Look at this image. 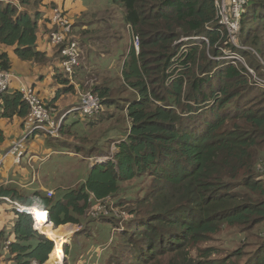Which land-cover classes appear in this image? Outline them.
Wrapping results in <instances>:
<instances>
[{
  "label": "trees",
  "instance_id": "trees-1",
  "mask_svg": "<svg viewBox=\"0 0 264 264\" xmlns=\"http://www.w3.org/2000/svg\"><path fill=\"white\" fill-rule=\"evenodd\" d=\"M16 1L0 0V45L13 47L22 60L45 63V52L35 45L43 0ZM112 1L121 7L132 40L138 39V51L130 41L120 55L124 58L118 74L103 68L86 75L93 80L90 90L108 109L87 125L112 115L118 118L108 112L116 106L128 121L124 138L116 144L113 160L94 164L84 181L62 194L49 197L38 190L0 186V198L46 211L54 236L63 243L58 251L47 232L34 228L33 212L15 211L8 254L14 264L61 262L64 251L70 255L64 245L71 227L59 225H81L73 235L79 237L95 220L86 213L94 200L121 197L116 204L124 207L127 226L118 235L117 246L141 264L161 257L166 264H264V239L252 244L256 246L252 250L246 252L241 246L227 256L213 246H200L227 226L252 232L264 225V179L258 172L263 157L264 91L243 64L219 59L221 47L238 50L247 57L249 68L264 72L259 59L264 60V0H246L243 6L247 26L240 40L252 51L227 42V30L217 14L218 0ZM87 31L82 30L84 38ZM185 37L190 39L180 41ZM60 48L55 46L59 63L55 76L64 91L73 92L60 65ZM10 68L7 53H0V69ZM46 106L52 111L51 104ZM0 109L5 118L24 119L28 112L18 91L1 95ZM63 120L59 133L87 146L91 139L80 133L86 126L78 119L70 124ZM93 140L87 150L68 140L53 141L89 158L103 153L101 139ZM136 179L150 181L145 193L125 194V185ZM111 216L102 214L98 219L116 222Z\"/></svg>",
  "mask_w": 264,
  "mask_h": 264
},
{
  "label": "rangeland",
  "instance_id": "rangeland-1",
  "mask_svg": "<svg viewBox=\"0 0 264 264\" xmlns=\"http://www.w3.org/2000/svg\"><path fill=\"white\" fill-rule=\"evenodd\" d=\"M114 2L112 0H89L90 4V10H87L85 13L83 11L80 12H73L72 15V23H73V34L76 37V33L78 34V41L81 45L83 60L81 61V71L84 73H87L90 77L91 71L96 72L102 67H95V66H103L99 65L101 62L100 59L104 57H114L115 55L118 56L117 62L113 64L114 68L117 67L116 64H119V61L121 58L120 55H122V51L128 47L129 39H128V30L127 25L124 23L123 15H122V9L119 5H114ZM246 4V0H245ZM243 4V6L245 5ZM106 6H108L106 9ZM241 7L240 12L233 14L231 11L233 8V3L231 0H225V3L223 2V10L225 8L226 13L230 10L229 18L231 22H234L235 24V30L233 32L227 31V42L234 46L236 49H244L248 51H252V48L247 45H243L240 37L244 33V30L247 26L245 20L243 19L242 15L244 14V7ZM91 10H94V12H91ZM225 16V15H224ZM94 22V23H92ZM227 29V26L225 27ZM87 29L86 37L85 35H82V30ZM228 30V29H227ZM77 31V32H76ZM120 37H123L119 39ZM131 43L133 44V40L131 37ZM223 51V55L220 58L223 59H231L236 60L240 64H243L245 67H247L248 71L250 72L252 79H261L264 80V72L261 71H254L253 69L248 67L247 63V57L242 56L239 51H232L230 48H220ZM118 52H115V51ZM235 57V58H234ZM238 59V60H237ZM260 62L264 69V60L260 58ZM97 64H96V63ZM116 66V67H115ZM80 72V73H82ZM111 75V74H109ZM100 77L98 78L99 81ZM93 83L92 79L85 78V77H79L75 81L77 84H80L81 88L83 86V90H80L78 94L77 100L79 99V96L81 92L83 93L88 91L89 87L91 86V83L85 84L86 82ZM115 84V82H114ZM261 87L259 88L260 91H264V85L260 82ZM263 89V90H262ZM127 94L123 95L126 96ZM256 102V100L254 101ZM73 107H68L67 109L61 108V112H59L58 109H55L52 107L54 119L57 122L56 118L59 116L62 117V115L69 114V116L66 118V122L73 121V120H79L86 126L85 131L82 129L80 132L82 135L85 136L88 139H91L89 144L87 146L83 144L82 142L78 141L77 139L73 140L71 137L67 138L65 136H62L61 138L65 141L68 140L70 144H79L81 146H84V148H87L89 146H93L95 143H93V139H101V152L98 154L97 158L104 157L105 159H102V161H108L110 157L116 152V144L119 140L124 138L126 126H127V120L124 116L123 112L120 113L116 106L110 107L109 111L110 113H113L118 116V118H114V115H112V119H104L101 121V123L97 124L99 121L95 120L92 125L91 119L89 117H86L82 115L79 112H70V110ZM108 109L105 107V104H102L101 106V114H107L106 111ZM70 112V113H69ZM66 115V116H67ZM58 119V120H59ZM100 120V118L98 119ZM118 121V122H117ZM114 124V125H113ZM114 128V129H111ZM104 133L109 134L108 136H105V138L102 136ZM79 134V133H78ZM80 137V136H79ZM104 146V147H103ZM104 149V150H103ZM60 151H63L61 149ZM261 152L263 153V157L260 159L262 160L261 165H258L259 174H261V178L264 179V143L261 147ZM61 153L54 152V154H51L50 161H55L57 159L63 158ZM81 157H72L69 159H66L67 161L61 165V167L68 166L70 168V171L67 173V179H78L81 177L83 178L82 181H84V178L88 172V163H91L90 160H85L87 157H83V153L80 154ZM101 156V157H100ZM68 158V156H65ZM83 158V159H82ZM96 158V157H95ZM25 160V158L22 159V161ZM27 163H31V161H28V158L26 160ZM66 182V181H65ZM148 179H136L135 181H132L131 183H128L125 185L124 190L125 194L127 195H133L138 194L141 192V194H144L147 190V187L149 185ZM64 183V182H63ZM61 184V183H60ZM57 185V184H56ZM55 186V185H54ZM53 186V187H54ZM75 186V185H74ZM51 190V189H48ZM53 191V190H52ZM54 192V191H53ZM61 190H58V193H60ZM55 194V193H54ZM129 195V196H130ZM125 196V195H124ZM127 198V197H123ZM121 201V197L117 200L110 199V202L107 204H110L111 202L115 205H117V202ZM91 211L88 213V217L90 219H95L94 222L89 224L85 230H83V235H80L79 237H76L74 235V232H70L67 238L66 245L68 244V253L69 260L68 264H141L138 260V258H134L133 256L130 257L129 253L127 252H121L119 251V246H117V237L120 233H122V228L124 229L127 224H125L126 220L124 218L127 216L126 214H121L124 210L123 206H118V210L116 213V210L113 211L114 214H108L105 213V210H107V207L105 203H102L98 205V203H94L91 205ZM36 211L34 210V214L36 217ZM90 213H93L94 215H90ZM105 216H111L117 219L116 222L113 223H105L106 221L98 219L100 215ZM37 219V218H36ZM124 220V221H123ZM100 221V222H96ZM39 228V227H37ZM40 230L42 228H39ZM43 230V229H42ZM47 231V230H43ZM49 232V231H48ZM115 233V234H114ZM54 235V232H53ZM57 238V237H56ZM58 239V238H57ZM264 239V225L259 226L255 231H244L239 227H225L217 234L213 235L212 240L209 242L202 243L200 246H213L217 253H220L219 255L227 256L230 255L232 252H234L237 248L243 246L246 249V252L249 250L254 249L257 245L262 243ZM256 246H253L254 244ZM65 254V251H64ZM66 255V254H65ZM65 255L62 257V261L57 264L64 263L63 260H65ZM119 260V262L116 260ZM147 264H166V260L161 258H158L155 262L150 261Z\"/></svg>",
  "mask_w": 264,
  "mask_h": 264
},
{
  "label": "crops",
  "instance_id": "crops-1",
  "mask_svg": "<svg viewBox=\"0 0 264 264\" xmlns=\"http://www.w3.org/2000/svg\"><path fill=\"white\" fill-rule=\"evenodd\" d=\"M14 2L16 3L17 1L14 0ZM50 4H53L52 6L58 5L63 7L65 10H67L71 18H72L71 13L73 14V12L76 13L83 11V13H85L87 10H90L89 0H43L41 2V5L39 6V10L43 13L42 16L43 19L38 21L37 40L35 45L37 50L45 52L46 57L48 58L47 62L37 63L33 61L22 60L15 54L13 47L5 46V45H0V53H7L10 59V66H11L10 71L13 73V77L9 84L8 93L19 91L20 86L22 84L31 85L34 87V89L38 92V94L42 97L44 101L51 104L52 107L58 109L59 112H61V108H63L62 110H64L65 108L67 109L69 106L73 107L77 104L78 101L76 102L75 100H77L78 98V94L81 90V87L80 84L74 82L73 92L64 91L63 89L64 85L60 84L55 76L57 72V68H59L58 59L57 56H55L57 50L55 49V47L48 44L46 40V33L47 30L49 29V25L47 24L45 19L47 18L49 7L51 6ZM113 4L116 5V3ZM107 7L108 6H106V9H109ZM91 12H94V10H91ZM126 28H128V26ZM126 31L128 32L127 36L130 43L131 34L129 29ZM121 38L123 37H120L119 39ZM115 52L118 51L116 50ZM119 58H121L119 61L120 65L116 64L117 65V67L115 66L116 68H114L113 64L118 60L117 55L111 58L104 57L100 59L101 62L99 63V65H103V64L104 65L95 66V67H102L100 69L103 68H108L110 70L113 69V71H115L118 74L121 70V65L123 62L124 55L122 57L120 56ZM80 72H82L81 65L78 68L75 81L78 79ZM80 77L87 78L86 74ZM0 113H1V109H0ZM68 116L69 114L66 116V118ZM66 118H64L63 120L64 124H70V122L72 121L66 122ZM22 128H23L22 117L14 116L12 118H5L0 115V156L7 151L11 141L22 134ZM62 136L63 135L59 133L57 137L51 139L49 137L46 138V136L42 134H36L32 138H30L27 141V146H26L27 155L25 157V160H23L21 164L19 165L15 164L13 158L11 157L10 158L8 157L4 160L3 166L2 168H0V186L13 185L25 192L36 191V190L46 192V190L51 189L56 194H60V193L62 194L63 191L66 190L67 188L73 187L74 185H77L78 183L82 182L83 178L81 179V177L76 180L75 179L68 180L66 176L67 173L70 171V168L68 166L61 167V165L67 161L66 159L72 157H81L80 155L81 153L70 151L71 149L62 148L61 144L57 145L55 141H53V140H63L61 138ZM61 149H63V151H60ZM54 152L61 153L60 155H62L63 158L57 159L55 161H50L51 154L52 153L54 154ZM29 155L34 156L31 160V163L26 162ZM65 156H68V158H66ZM92 157L86 158L85 160H90ZM92 165L93 164L88 163L89 168H91ZM58 190H61V192L58 193ZM26 210L29 212H34L35 209L27 208ZM15 220H16V213L13 208V205L9 203L5 199V197H1L0 198V264H14L13 260L11 259V256L7 252V249H4V245L6 241L12 240L13 236L11 235V232ZM49 223L51 224L50 231L49 232L45 231V232H47L50 236H52L53 226L51 222ZM59 226L71 227L70 231L74 233L78 232L80 230L79 228L81 227V225H77L73 223L61 224ZM36 229L39 228L36 227ZM67 229L68 228H64V230ZM57 238L56 240L62 243L60 237L58 236ZM65 246H68V244ZM65 260L68 262L69 256L65 255ZM43 264H52V263H50L47 260Z\"/></svg>",
  "mask_w": 264,
  "mask_h": 264
},
{
  "label": "built area",
  "instance_id": "built-area-1",
  "mask_svg": "<svg viewBox=\"0 0 264 264\" xmlns=\"http://www.w3.org/2000/svg\"><path fill=\"white\" fill-rule=\"evenodd\" d=\"M223 2L225 3V0H218L216 2L219 23L224 27L227 26L228 30H226L231 33L233 30H235V24L234 22H231L229 18L228 12H230V10L227 13L225 8L223 10ZM231 2L233 3V8L231 11L235 15L237 12H240L241 7L243 4H245V0H231ZM47 24L49 25V30L46 33L47 43L53 47L61 46L59 49L60 56L62 58L60 65L69 83L74 84L78 68L81 65V61L83 60V55L81 45L73 34L72 18L69 16L67 10H65L63 7L54 5L49 8ZM188 39H190V37L181 38L180 41H186ZM202 39L206 41L204 37H202ZM133 46L135 50L138 51V39L136 37L133 38ZM12 77L13 73L11 71L0 69V96L8 92ZM256 81L259 83L261 82L264 85V80L256 79ZM88 83H91L92 85V81H87L85 84ZM87 90L88 91L86 92H81L77 104L73 106L70 112H79L82 115L89 117V119H94L101 113L102 104L97 94L92 92L90 88ZM18 92L21 94V99L27 104L28 112L23 119L22 134L19 137L14 138L11 141L7 151L0 156V168H2L4 160L8 157L13 158L15 164H21L22 159L27 155V141L34 135L42 134L44 136L57 137L62 120L67 115L64 113L60 119L58 116L56 118V122L53 111H51L46 106V102L31 85L22 84ZM33 157L34 156L29 155L28 161H31ZM95 157H92L91 164L94 165L96 163L105 162L102 161V159H105L104 157L100 156L102 159L97 158L98 156ZM108 159L113 160L112 157ZM46 194L50 197L53 196L54 192L52 190H46ZM5 199L13 205V208L16 212H28L25 210L26 207L20 203L12 201L8 197H5ZM110 199L111 198H106L104 200H94L93 204L98 203V205H100L105 203L107 207L105 213L114 214L113 211L115 210L116 213H118L117 205L113 204L112 202L107 204L110 202ZM91 207L92 206H89L86 213L92 212ZM121 214H126L125 210H123ZM90 215L94 214L90 213ZM8 243L9 241L5 242L4 249H7ZM32 264L36 263L33 261Z\"/></svg>",
  "mask_w": 264,
  "mask_h": 264
},
{
  "label": "bare ground",
  "instance_id": "bare-ground-1",
  "mask_svg": "<svg viewBox=\"0 0 264 264\" xmlns=\"http://www.w3.org/2000/svg\"><path fill=\"white\" fill-rule=\"evenodd\" d=\"M46 212V211H45ZM44 211H36V227L42 228L43 230L50 231L51 224L49 223L46 213ZM34 213V212H33ZM35 219V218H34ZM56 241V249L59 251L63 246V243L56 240V236H51Z\"/></svg>",
  "mask_w": 264,
  "mask_h": 264
},
{
  "label": "water",
  "instance_id": "water-1",
  "mask_svg": "<svg viewBox=\"0 0 264 264\" xmlns=\"http://www.w3.org/2000/svg\"><path fill=\"white\" fill-rule=\"evenodd\" d=\"M93 166V165H92ZM91 166V167H92ZM32 216H33V214H32ZM33 218H34V216H33ZM47 219H48V217H47ZM48 221H49V219H48ZM50 222V221H49ZM34 228L36 229V222H35V224H34ZM41 233V232H40ZM48 237V236H47ZM49 238V237H48ZM51 239V238H50ZM51 240H53V239H51ZM54 241V240H53ZM66 245V244H65ZM65 245H64V249H65ZM54 247H55V241H54ZM65 255V254H64ZM64 261V260H63ZM63 264V263H62Z\"/></svg>",
  "mask_w": 264,
  "mask_h": 264
}]
</instances>
